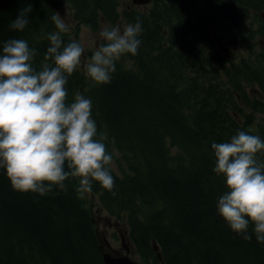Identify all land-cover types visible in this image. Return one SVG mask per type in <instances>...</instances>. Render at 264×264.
Returning a JSON list of instances; mask_svg holds the SVG:
<instances>
[{
  "label": "trees",
  "instance_id": "trees-1",
  "mask_svg": "<svg viewBox=\"0 0 264 264\" xmlns=\"http://www.w3.org/2000/svg\"><path fill=\"white\" fill-rule=\"evenodd\" d=\"M125 2L0 0V49L9 39L26 40L37 52L32 66L39 71L48 34L58 32L51 17L59 6L69 5L72 18L95 31L101 19L116 23L122 5L127 23L141 24L137 54L121 55L110 83L97 84L77 68L65 85L67 103L76 93L91 100L95 139L103 138L108 154L118 151L119 172L106 166L113 190L92 181L97 206L125 227L119 234L145 264H264V242L256 240L253 226L252 238L244 240L218 214L225 178L214 172L211 148L238 131L250 134L253 113H264V99L248 92L253 83L264 93V53L246 61L226 58V64L216 34L237 7L261 12L264 0H153L145 11ZM29 3V24L11 30ZM255 29L264 32V17ZM221 69L229 70L225 80L218 78ZM234 111L245 118L240 124ZM256 159L264 164L260 152ZM64 184L43 196L20 192L0 168V264H104L107 242L92 204L77 193L73 177Z\"/></svg>",
  "mask_w": 264,
  "mask_h": 264
},
{
  "label": "clouds",
  "instance_id": "clouds-1",
  "mask_svg": "<svg viewBox=\"0 0 264 264\" xmlns=\"http://www.w3.org/2000/svg\"><path fill=\"white\" fill-rule=\"evenodd\" d=\"M30 12L29 3L11 21L10 29L23 31ZM51 19L58 32L48 34L49 47L39 71L32 66L37 52L26 40L9 39L0 49V168L20 192L43 196L53 185L63 190L69 177L79 178L81 193L92 190V181L111 192L115 182L106 166L113 157L103 138L95 139L92 102L80 93L66 102L65 85L81 64L84 48L76 41L65 44L60 33L68 31L67 25L59 15ZM141 31L139 22L126 25L122 33L117 27L101 31L107 43L92 54L86 75L97 84L110 83L121 55L137 54ZM211 148L214 172L225 178L218 214L244 240L252 238L251 224L256 240L264 242V164L256 159L264 151V140L238 131L229 142L213 143Z\"/></svg>",
  "mask_w": 264,
  "mask_h": 264
},
{
  "label": "rangeland",
  "instance_id": "rangeland-1",
  "mask_svg": "<svg viewBox=\"0 0 264 264\" xmlns=\"http://www.w3.org/2000/svg\"><path fill=\"white\" fill-rule=\"evenodd\" d=\"M130 1L125 2V5H128L129 7ZM149 5V4H148ZM148 5H143L140 6L139 9L141 11H145L148 8ZM123 6L121 5L119 7V18L116 23L112 24L110 20L104 21L101 19L99 23V28L95 31L91 30L89 27H87L85 24L80 23L76 20H74L71 16V11L70 7L67 4H63L59 6L56 9L55 15H59V17L64 21V23L68 27V31L65 32L72 41H76L82 45L84 48V52L81 56V64L77 67L87 79L89 77L85 73V65L90 61V58L94 51L98 49L101 46H104L107 41L104 40V38L100 35L101 31H103L105 28L111 29L112 27H117L120 29L121 33L123 32V29L126 25L130 24L127 23L125 20V17L123 15ZM260 13L264 14V11H261ZM249 14V13H247ZM246 14V15H247ZM250 19V17H248ZM134 25V24H133ZM256 27V26H255ZM258 30V29H257ZM251 30V32H247V35H251L252 32H254L257 36L262 37V34L260 31ZM225 40H226V45H224V54L229 57L232 61H246V51L245 48H243V51H240L235 45L230 44V39L225 34ZM255 48H259L258 46H252L251 47V52L255 51ZM230 63L228 59H226V64ZM229 75V70L228 69H221L218 72V78L225 80L227 79ZM235 90H232L231 93L234 94ZM249 95L254 96L260 100L263 101L264 96L262 92H260L258 85L249 83V88H248ZM235 108V107H234ZM252 112H249L251 114ZM232 118L237 120L238 124L243 122L245 120L244 116L238 111V112H233L231 114ZM248 130L250 134L252 135H257L260 137L261 133H263L262 137H264V113L261 111H256L253 113L251 117L250 124L248 126ZM261 138V137H260ZM115 153L117 154L118 151L116 149H111V155L113 157L112 163L109 166V168L115 172H119V168L116 162V159L114 157ZM264 156V151L260 152ZM74 187L79 195L82 197H85L88 200L89 204H92V209L95 212L94 214V220L96 223V227L98 228V232L100 233V236L103 237V239L109 244V246L104 247L103 250H112L113 252L117 253H123L124 249L123 246L121 245L120 242V236H119V230H125V227H120L121 223L117 220H114L118 227L113 226V218L110 217L104 210L100 209L99 206H97V196L94 195L92 192H87V193H81L78 191L79 187V178H74ZM97 209V210H96ZM98 211V212H97ZM110 224V225H109ZM115 233V234H114ZM129 257L132 260H139L137 259V256H131L129 254Z\"/></svg>",
  "mask_w": 264,
  "mask_h": 264
},
{
  "label": "flooded vegetation",
  "instance_id": "flooded-vegetation-1",
  "mask_svg": "<svg viewBox=\"0 0 264 264\" xmlns=\"http://www.w3.org/2000/svg\"><path fill=\"white\" fill-rule=\"evenodd\" d=\"M263 16V13H256L252 10H246L245 12L236 11L233 23L224 25L230 44L235 45L240 51L245 48L247 60L255 59L264 53V32H261L262 37L257 36L254 32L251 35L245 33V30H252L256 26L257 18ZM258 45L259 48H255L254 52L250 51L252 46Z\"/></svg>",
  "mask_w": 264,
  "mask_h": 264
},
{
  "label": "water",
  "instance_id": "water-1",
  "mask_svg": "<svg viewBox=\"0 0 264 264\" xmlns=\"http://www.w3.org/2000/svg\"><path fill=\"white\" fill-rule=\"evenodd\" d=\"M153 0H130V3L134 6H143L151 3ZM218 45V43H217ZM219 50V48H218ZM122 246L124 253L113 252L112 250H102V260L104 264H142L141 262L132 260L129 257L130 249L122 241ZM154 249L157 250V247L154 245ZM158 257L159 254H158Z\"/></svg>",
  "mask_w": 264,
  "mask_h": 264
}]
</instances>
